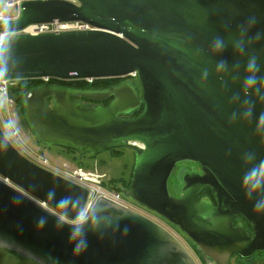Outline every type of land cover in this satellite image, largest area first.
<instances>
[{"label":"water","instance_id":"water-1","mask_svg":"<svg viewBox=\"0 0 264 264\" xmlns=\"http://www.w3.org/2000/svg\"><path fill=\"white\" fill-rule=\"evenodd\" d=\"M54 22L89 29L23 33ZM0 33V81L136 75L137 88L27 92L24 123L41 146L89 157L127 149L134 163L125 199L215 264L264 252V0H26ZM74 98L108 104L82 110ZM187 163L201 172L184 176L174 197L171 175ZM0 179L16 189L0 180L2 250L36 264H195L157 222L104 200L83 223H65L58 216L75 221L87 191L30 162L1 129ZM204 189L215 205L197 200ZM234 216L252 236L233 227Z\"/></svg>","mask_w":264,"mask_h":264},{"label":"rangeland","instance_id":"rangeland-1","mask_svg":"<svg viewBox=\"0 0 264 264\" xmlns=\"http://www.w3.org/2000/svg\"><path fill=\"white\" fill-rule=\"evenodd\" d=\"M0 11L4 14L5 17H7L6 19L9 20L15 18V15H17L18 13L15 7H5L4 0H0ZM120 83H117L116 85ZM128 83L132 84V82L129 81ZM134 83L136 82L134 81ZM135 86L136 88L138 87L137 84H135ZM74 100L76 102L81 101L80 98H75ZM12 127L14 130H16V132L19 135L18 141L10 136L9 131L12 129ZM0 129L3 135L9 141V143L13 146V148L17 150L21 155L23 154L24 156H27L30 154H34V152L38 154L39 151L46 159H48L51 165H53L58 169H63L64 171H68V169L71 170L73 168L78 167V168H82L85 171H91V172L96 171L102 176H104L103 183L104 186L107 188L112 187L111 181H114V179H117L122 176L127 177V175L130 173L133 167L134 154L127 149L120 150L119 151L120 153L118 155H111L109 154V152H101L93 157H89V156L80 157L77 154L65 151L58 147L47 148L41 146L34 139L32 134L29 132L28 128L26 127L23 118V109L20 107V105H17L14 102L8 103L4 101V99L1 96H0ZM19 147H21V150ZM173 181H174V175H172L171 183H173ZM140 213L144 214L145 216H148L151 220L157 222L161 227H163L167 231L170 230L171 232L170 231L169 232L171 233V235L175 232V234L173 235L179 240V242L187 249L189 247L194 253L195 258L197 257L196 256L197 252L195 251L191 242L185 236L180 234L178 230L174 228H168V226L164 222L156 220L151 215L146 213V211Z\"/></svg>","mask_w":264,"mask_h":264},{"label":"built area","instance_id":"built-area-1","mask_svg":"<svg viewBox=\"0 0 264 264\" xmlns=\"http://www.w3.org/2000/svg\"><path fill=\"white\" fill-rule=\"evenodd\" d=\"M22 1L26 0H4V6L5 7H15L16 10L18 11L19 5ZM35 1V0H33ZM42 1V0H41ZM18 14V13H17ZM17 15H15L16 17ZM7 17L4 16V14L0 11V22L7 20ZM28 29L33 30L29 34H42V33H57V32H65V31H79V30H87L89 29L87 26H84L82 24L78 23H51L47 25H33L29 26L24 29L23 33H27ZM6 34L0 33V52L4 50L5 47V39H6ZM127 78L129 79H135L136 80V75L131 74ZM45 84H48L49 79H41ZM11 80H3L0 81V96L4 99V101L11 103L12 101L8 98V86L10 84ZM91 82V81H88ZM6 122V120H5ZM10 136L17 140L19 139V135L16 132V130L12 129L9 131ZM21 150V147H19ZM33 152V151H32ZM30 154L27 156H23L28 159L30 162L35 164L36 166L53 173L63 179H65L68 182H71L87 191V198L85 205L83 209L81 210L80 214L78 215L77 219L75 221H69L67 219H62V217L58 216L61 220H63L65 223L70 224V225H77L80 223H83L90 215L94 205L96 204L97 201L99 200H104L107 202H110L114 205H117L119 207L132 210L135 212H144L140 208H136L135 206L129 204L126 199L123 198L121 192H117L115 190H110L104 187L103 185V177L101 174H99L96 171H85L82 168H73V169H68V171H64L63 169H58L54 167L53 165L50 164L48 159H46L43 155L41 154ZM3 183L8 185L11 189L16 190L14 186H12L6 179H0ZM35 203L38 204L42 209L46 210L49 213H53L51 210L47 208V206L44 203L37 202L36 200L33 199ZM142 214V213H140ZM56 215V214H55ZM145 216L144 214H142ZM149 218L148 216H145ZM150 219V218H149ZM169 232V231H168ZM170 233V232H169ZM171 234V233H170ZM173 235V234H172Z\"/></svg>","mask_w":264,"mask_h":264},{"label":"flooded vegetation","instance_id":"flooded-vegetation-1","mask_svg":"<svg viewBox=\"0 0 264 264\" xmlns=\"http://www.w3.org/2000/svg\"><path fill=\"white\" fill-rule=\"evenodd\" d=\"M125 81L132 82V84L134 86H135V84H137V80H135V79H129V78H127V79L124 80V82ZM134 81L136 83H134ZM55 85H59V84H55ZM60 86H63V85H60ZM78 103L80 104V108L82 110H88V109L94 108V107L99 106V105L100 106H106L108 104V102L91 103V102H84V101H79ZM200 172H201V170H200V168L196 164H193V163L177 164L176 167H175V169H174V171H173V173H172V175H174V181H173V183H171L172 175H171V178H170V181H169L170 194L172 195V193H173L172 196H174V197H180L181 196V191H180L181 190V186H179V182L182 181V179H183L184 176H186V175H188L190 173H200ZM105 188H107V187H105ZM107 189L114 190L113 188H107ZM171 191H172V193H171ZM201 199H202V201L204 200L205 202H211L213 205H215V202L213 200V195L211 194V192H210L209 189H204L201 192V194L199 195V197H198L197 200H201ZM126 200H127V202H129V204L135 206L136 208H138V209L140 208L141 210L146 211V213H148L149 215H151L156 220L164 222L168 226V228H174V229L178 230L175 226H173L169 222L165 221L161 217L157 216L156 214H154L152 212H149L145 208H142L141 206L135 204L134 202H132V201H130L128 199H126ZM195 221H197L199 223H202V224H205V222L202 219H195ZM232 224H233V227H236L237 225L242 226L244 228V230L247 231L250 236H252V231H251L250 225L243 218H241L239 216H234L233 221H232ZM173 234H175V232ZM180 234H182V233L180 232ZM182 235L185 236L184 234H182ZM175 239L179 242V240L176 237H175ZM191 244L194 247L195 251L197 252V255H196L197 257L196 258H195L194 253L192 252V250L188 246L187 247H188L189 250L185 246H183L182 244L181 245L186 249L187 253L192 258V260H193V262L195 264H215L212 260L206 258L200 251H198L197 247L192 242H191ZM7 253H12V252L0 249V264H10L12 261L14 262V260H10L9 256L7 255ZM258 257H263L264 258V252L261 253V254L254 255L253 258L248 259V260H241L239 257H237L235 255V256L230 257V260L229 261H230V264H250V263H252ZM25 264H33V263L27 260L25 262Z\"/></svg>","mask_w":264,"mask_h":264},{"label":"trees","instance_id":"trees-1","mask_svg":"<svg viewBox=\"0 0 264 264\" xmlns=\"http://www.w3.org/2000/svg\"><path fill=\"white\" fill-rule=\"evenodd\" d=\"M125 79H94L91 82H88L85 80L58 81V80L49 79L48 84H59V85H63V86H66L72 89L102 90V89L112 87L113 85H116L117 83H120L121 81H124ZM9 82L10 84L8 86V92H7L8 98L15 104L20 105L22 109H23V105H22L23 96L27 92L31 91L32 89L45 85V83L41 79H21V80H11ZM74 99L73 101H75ZM81 101L91 102V101H87L84 99H81ZM91 103H94V102H91ZM141 112H142V109H139L138 111L133 113L131 116H129L128 119H133V118L138 117L141 114ZM119 151L120 150L115 149V150L109 151V154L118 155L120 153ZM68 152H72V151H68ZM72 153L77 154L76 152H72ZM38 154H41V153L38 151ZM80 157H85V156H80ZM130 178H131V171L127 175V177L122 176L117 179H114V181H111V184H112L111 188H113L117 192H121L123 189H127L130 183Z\"/></svg>","mask_w":264,"mask_h":264},{"label":"crops","instance_id":"crops-1","mask_svg":"<svg viewBox=\"0 0 264 264\" xmlns=\"http://www.w3.org/2000/svg\"><path fill=\"white\" fill-rule=\"evenodd\" d=\"M7 255L9 256L10 260H14V262L12 261L10 264H25V262L27 261V259L21 258V257H19L16 254L14 255V253L13 254L12 253H7ZM30 262H32V261H30ZM32 263L36 264L34 262H32Z\"/></svg>","mask_w":264,"mask_h":264},{"label":"bare ground","instance_id":"bare-ground-1","mask_svg":"<svg viewBox=\"0 0 264 264\" xmlns=\"http://www.w3.org/2000/svg\"><path fill=\"white\" fill-rule=\"evenodd\" d=\"M33 30H31V29H28V32L27 33H31Z\"/></svg>","mask_w":264,"mask_h":264},{"label":"clouds","instance_id":"clouds-1","mask_svg":"<svg viewBox=\"0 0 264 264\" xmlns=\"http://www.w3.org/2000/svg\"><path fill=\"white\" fill-rule=\"evenodd\" d=\"M173 236V235H172ZM174 237V236H173Z\"/></svg>","mask_w":264,"mask_h":264}]
</instances>
